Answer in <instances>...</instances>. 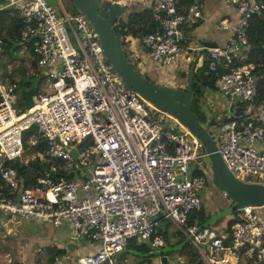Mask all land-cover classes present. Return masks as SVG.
I'll return each instance as SVG.
<instances>
[{
	"label": "built area",
	"instance_id": "1",
	"mask_svg": "<svg viewBox=\"0 0 264 264\" xmlns=\"http://www.w3.org/2000/svg\"><path fill=\"white\" fill-rule=\"evenodd\" d=\"M56 2L59 14L47 0L0 4V11L23 25L16 40L31 46L35 64L26 75L43 82L24 110L18 83H5L0 75V214L66 227L71 238L91 248L81 255L65 250L51 264H114L130 241L158 249L161 221L188 238L203 264H264V205L235 209L228 226L190 223L189 214L202 207L208 178L201 143L177 118L124 87L88 19L67 14ZM178 2L152 0L153 27L139 43L156 65L181 61L187 74L200 51L197 61L215 75L214 88L227 99L226 117L212 121L218 152L237 178L264 184V93L258 88L264 62L253 60L247 36L250 19L264 14V0H225L237 21H223L221 30H230L225 43L209 48L182 44L181 26L205 19L201 0L182 10ZM31 124L38 130L25 138L26 147L38 141L44 147L28 161L43 169L18 194L22 178L9 163L28 162L21 160V132Z\"/></svg>",
	"mask_w": 264,
	"mask_h": 264
},
{
	"label": "water",
	"instance_id": "2",
	"mask_svg": "<svg viewBox=\"0 0 264 264\" xmlns=\"http://www.w3.org/2000/svg\"><path fill=\"white\" fill-rule=\"evenodd\" d=\"M72 2L76 12L83 14L98 33L103 55L106 58L105 62L110 65V70L117 75L123 86L132 88L157 109L177 118L201 143L202 148L207 154V165L210 175L216 182L218 189L228 199L229 204L225 209L212 214L200 227H206L222 216L232 214L239 207L246 205L263 206L264 184L247 183L233 175L218 152L217 137H212L209 132V120L203 125L191 110L193 78L200 51L197 52L196 58L189 69L185 90L167 85H159L148 80L138 72L126 55L122 44V31L126 27V20L123 17L126 12V3L112 2L108 6V11H106L105 6L99 9L98 0H72ZM191 40L197 45L208 48L216 47L214 43H200L195 38ZM19 94L25 100L27 108L33 105L34 88L21 89ZM232 106L233 104L230 105V111L232 110ZM37 130L36 124H31L28 128L22 130L21 142L23 148H26L25 138ZM14 165L17 166V162ZM23 185L24 181L21 179V187L17 191L18 194L22 192ZM262 222L264 223V216ZM174 249L176 248H163L147 254L132 249H125L117 253L114 259L125 253L134 254L139 257H153L157 255L159 264H169L167 253Z\"/></svg>",
	"mask_w": 264,
	"mask_h": 264
},
{
	"label": "rangeland",
	"instance_id": "3",
	"mask_svg": "<svg viewBox=\"0 0 264 264\" xmlns=\"http://www.w3.org/2000/svg\"><path fill=\"white\" fill-rule=\"evenodd\" d=\"M48 4L52 6L57 13L59 14L60 12V7L57 4L56 0H47ZM192 2L194 0H191ZM219 0H204V10H209L211 12L212 9H217L218 8V2ZM108 1L107 0H98L99 4V9L107 5ZM60 3L62 5V8L64 11L69 14V15H75L77 14L75 7L73 5L72 0H60ZM131 41V40H130ZM123 46L125 47L128 42L126 40L123 41L122 39ZM21 49V50H20ZM19 51L16 50L14 52H11L9 56V49H2L0 48L1 53H5V55H0V71H2L6 76L8 72L12 69L13 67V76L17 78L18 80V86L20 81L23 82H29L30 87L34 89H39L40 83H39V76H27L26 73L24 72V75L21 73L22 71H28L31 69V62H32V56L30 51L27 48H20ZM126 54L128 59L130 60L132 66L140 72L142 75H144L148 80L157 83L159 85H164L167 84L168 86H172L175 88H182L183 90L186 89V83H187V78L182 77L181 80L175 81V79H180L181 77V72H185V69H181L178 65L176 67L177 69L174 70V74L171 78V80H165L162 81L160 79V74L162 69L158 67L155 69V71L148 70L145 67L142 68L138 63L135 57L129 54V45L128 47L126 46ZM20 62V63H19ZM19 63V64H18ZM180 69L182 71H180ZM200 69L204 72L207 71L205 63L201 62L200 63ZM12 72V71H10ZM173 81V82H172ZM23 89V87H19V90ZM38 98V92L33 95V99L37 100ZM18 102L22 103V109L26 110V104L25 100L21 98L20 96L18 97ZM226 104H227V99L226 97L218 90L216 89H210V88H203L201 91V94L199 96H193L192 97V107L191 110L192 112L196 115L200 123L203 125L206 123L207 120H209L210 123V128L209 132L212 137H216L217 132L214 129V125H212V121L214 123L221 122L227 115V110H226ZM28 144V143H27ZM22 154V161L30 160V157L32 156V151L30 148H24ZM207 182H206V189L201 190V198H202V206L206 209V211L210 214V216L214 213L215 211L223 210L225 209L229 201L228 199L221 193V191L218 189L216 182L213 180L212 176L210 175L209 168L207 167ZM259 177L261 181H264V173L259 174ZM253 182H256L255 177L252 179ZM231 204V202H230ZM213 212V213H212ZM260 214H264V208L259 210ZM0 216L3 218L2 220H6V223L2 225L0 223V229L4 231V229H11L14 228L15 226L17 227L18 225H21L20 229H23L22 233L24 234V237L20 239L22 242V245H19V248L16 249V246L13 248H10V259L13 260V263L11 264H29L28 259L24 261H17L14 258V254L16 252H20V250L23 248V245L25 243H28L29 246L32 248L31 253L37 254L34 249H36V245L32 241H28V235L30 233V236H35V235H43L44 229L47 228V230H54L53 226L49 223H35V222H28L22 220L20 224H15L13 221H8L7 217L0 214ZM230 215H225L222 216L220 219L211 222L209 224L212 227H222L228 224V217ZM168 223V224H167ZM167 224V226H166ZM165 225V226H164ZM164 227V233H165V241L163 242L165 248H176L172 250L171 252L167 253L170 259V264H203L202 260L199 258V254L195 248H193L188 242L185 243L188 238L184 236V234L170 221L163 223ZM19 228V227H18ZM80 239V238H79ZM71 241V240H70ZM135 244V243H133ZM150 242L147 244V247L153 249L150 246ZM136 245V244H135ZM24 250V249H22ZM155 250V249H154ZM42 263H44V260L42 261V258L40 259ZM119 261L122 263L125 261L126 264H140V258L138 256H135L134 254L130 253H125L123 254ZM1 262V260H0ZM35 262V264H40L41 263Z\"/></svg>",
	"mask_w": 264,
	"mask_h": 264
},
{
	"label": "crops",
	"instance_id": "4",
	"mask_svg": "<svg viewBox=\"0 0 264 264\" xmlns=\"http://www.w3.org/2000/svg\"><path fill=\"white\" fill-rule=\"evenodd\" d=\"M107 1H108L106 3L107 6H109L110 3L115 2V1L127 4L126 12L123 15V17L126 20V23H127L129 14L144 13L146 10L149 11L151 10V3H152V0H107ZM201 3H202V8H204V0H201ZM217 3H218V8L214 10L212 9L213 12L203 9L204 14H205L204 20L193 23V24H187V25L181 26V33L184 36V42L182 44L184 46H195L196 43L191 40L193 38L197 39L200 43L209 42V43L216 44V46H222L225 43V40L230 33V30H221L220 25L223 21H227L231 26H233L237 21V16H236L235 10L231 6L226 4L225 0H219ZM124 36H126L125 40L126 42H128L126 46L128 47L129 45V51H128L129 54L136 58L137 63L142 68L145 67L148 70L155 71V69L160 67L162 69L161 74H160V79L162 81L171 80V78L174 77L173 74H174V70L177 69L176 67H178V65L180 68L182 67L181 61L177 63L176 65L175 64L167 65V66L156 65L150 60L148 51L141 47L139 43V38H135L134 36H131L130 34L124 35ZM126 46L124 47L125 49H126ZM0 55H2L1 52H0ZM31 56H32V53H31ZM33 67L34 66H32L31 69L28 70V72L32 70ZM181 69L180 71H182ZM10 71L8 72L7 76L2 71H0V75L3 81L5 83L18 82L16 76L15 77L13 76V73H14L13 67ZM24 72L26 73V71ZM180 77H181L180 79L177 78L175 79V81L181 80L182 76ZM39 80H41V77H39ZM40 83H41L40 84L41 87L38 89V93L40 92L39 90H41V88L43 87V82H40ZM164 85H167V84H164ZM6 217L8 221H13L9 219L10 216H6ZM2 219L3 218L0 216V223L4 225L6 223V220H2ZM21 221L22 220L20 221L14 220L13 222L15 224H20ZM166 222L168 221H161L160 227L158 228V231L160 230L159 233L163 235V242L165 241V233H164L165 230L163 227V223H166ZM20 227L21 225H18L17 227L15 226L14 228H11V229H8V228L4 229V231L0 229V260H1L0 264H11V262L13 263V260L10 259V254H11L10 248H13L14 246H16V249H18L19 245H22V242L20 241V239L24 237V234L22 233V231L24 230L20 229ZM53 229L54 230H47V228H45L44 229L45 231H43L42 236L38 234L35 236H30V233L27 236L28 241L29 242L32 241L36 245L35 246L36 249L34 250L36 251V253H38V255L37 254L33 255V253H31L32 248L29 246L28 243H25L22 248L24 250L21 249L20 252H16L14 254V258L20 262L28 259L29 264H35V262L39 263V261L41 262L40 259L42 258V261L44 260V263L41 262L40 264H49L50 258L46 254V249L48 247L52 246V247L61 248L64 250H68L71 253L77 254V255L87 253L91 250V248L86 247V245L81 239L71 238L70 233L66 227H59V228L53 227ZM163 248H165L164 244L159 246L158 249L151 250L150 252L159 251ZM120 257L114 259V262H115L114 264H126L125 261L122 263L119 261ZM157 257H158L157 255L153 257H139L140 258L139 263L140 264H159V262L157 261Z\"/></svg>",
	"mask_w": 264,
	"mask_h": 264
},
{
	"label": "trees",
	"instance_id": "5",
	"mask_svg": "<svg viewBox=\"0 0 264 264\" xmlns=\"http://www.w3.org/2000/svg\"><path fill=\"white\" fill-rule=\"evenodd\" d=\"M4 0H0V4L3 3ZM191 0H179L178 2V9L182 10L181 7L186 8L191 3ZM22 23L20 20L12 18L8 15V10H1L0 11V38L6 42V45L2 46V49H9V56L11 52H14L16 50L19 51L20 48L24 47V44L19 43L16 40V37L22 28ZM153 27L152 24V18H151V10H146L144 13H137V14H129L128 20L126 23V27L122 31V36L130 34L131 36H134L135 38H141L145 34H147L151 28ZM247 36L249 39V43L252 47V58L253 60H256L259 62L262 60L264 62V48H262V44L264 43V14L254 15L250 21H249V27L247 30ZM123 44V43H122ZM25 48H27L31 53V46L30 44H26ZM4 55V52L1 53ZM32 66H34L35 61L32 59L31 62ZM206 65V64H205ZM31 66V67H32ZM207 69V66H206ZM24 75V71L21 72ZM182 77L188 76L187 73L181 72ZM214 81H215V75L214 74H208L207 72H204L200 69V62H196L195 67V73L193 78V96H199L201 94V91L203 88H214ZM41 80H39V83ZM19 87H23V89H29L30 84L29 82H23L20 81ZM258 88L261 93H264V79H261L258 81ZM36 93L38 92V89H35ZM20 91V90H19ZM21 103V102H20ZM25 104V103H24ZM22 107V103L20 104ZM28 138V137H26ZM44 147V142L38 141L34 146H30L27 144V148H30L32 153H39ZM17 166L14 165L15 162H10L9 165L13 167L19 177H21L24 180L25 186L29 187L32 186L36 178L40 175V172L43 169V166L40 165V163L37 160L28 161L26 164L22 163L20 161H16ZM15 194V193H14ZM13 194V195H14ZM207 209V208H206ZM206 209L202 206L198 210H193L189 214V222L193 223L194 221H199L201 224H203L209 217L210 214L206 211ZM228 224L232 221V215L228 217ZM160 231V230H159ZM133 241H130L128 243V246L126 249H132L136 250L140 253H148L151 251V248L147 247V244H133ZM65 250L57 247H48L46 249V254L50 258L49 261L51 264L53 261V258L58 255L64 254ZM169 253V252H168ZM200 264V263H199Z\"/></svg>",
	"mask_w": 264,
	"mask_h": 264
}]
</instances>
